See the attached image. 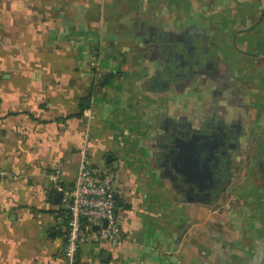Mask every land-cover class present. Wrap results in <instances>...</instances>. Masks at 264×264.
<instances>
[{
    "label": "crops",
    "instance_id": "crops-1",
    "mask_svg": "<svg viewBox=\"0 0 264 264\" xmlns=\"http://www.w3.org/2000/svg\"><path fill=\"white\" fill-rule=\"evenodd\" d=\"M181 1L0 0V168L20 178L0 180V264H66L45 171L70 188L84 145L116 173L125 238L77 264H264V156H246L236 80L263 0ZM214 132L229 147L210 176L186 151Z\"/></svg>",
    "mask_w": 264,
    "mask_h": 264
},
{
    "label": "built area",
    "instance_id": "built-area-1",
    "mask_svg": "<svg viewBox=\"0 0 264 264\" xmlns=\"http://www.w3.org/2000/svg\"><path fill=\"white\" fill-rule=\"evenodd\" d=\"M86 150L87 146L84 145L81 162L70 188L63 189L58 185L62 174L59 165L45 171L55 191L62 192L54 219L56 229H65L66 264H77V256L84 242H98L105 247L118 248L125 238L122 221L117 214L114 191L116 173L114 170L89 164ZM19 179L18 175L0 168V180Z\"/></svg>",
    "mask_w": 264,
    "mask_h": 264
},
{
    "label": "rangeland",
    "instance_id": "rangeland-1",
    "mask_svg": "<svg viewBox=\"0 0 264 264\" xmlns=\"http://www.w3.org/2000/svg\"><path fill=\"white\" fill-rule=\"evenodd\" d=\"M194 1L195 0H191L190 3L192 13L199 11L200 8L203 7L200 6V4H196ZM171 2L172 0H166L165 4L167 3L168 6ZM255 7L258 12L256 16V25L260 23V26L263 27V36H260L262 39L261 48L251 45L248 50L246 49V53H252L253 51V55H249L248 53L238 55L240 62L238 61L239 65L236 69V80L240 84V93L249 98L252 112V117L250 116L251 121L249 122L250 132L248 136V147H250V149L248 152L247 150L244 151L243 156H245V153L247 152V157L251 156L255 158H262L264 156V0L263 3L256 4ZM175 8L177 9L176 12L182 11V1L180 3H176ZM259 31L260 29L258 28L257 32ZM256 165L255 161V165L253 167L255 168ZM258 171L259 168L258 170L255 171L254 169L249 173H256V175H258Z\"/></svg>",
    "mask_w": 264,
    "mask_h": 264
},
{
    "label": "water",
    "instance_id": "water-1",
    "mask_svg": "<svg viewBox=\"0 0 264 264\" xmlns=\"http://www.w3.org/2000/svg\"><path fill=\"white\" fill-rule=\"evenodd\" d=\"M201 138H203V137L199 136V137H195V138L191 139V143L190 142L188 143V149L186 151L188 158H190L193 161V164H194L193 167L194 168H200L202 166V163H205V164L208 163L210 161V159L212 160V157L214 155V153H213L214 146L213 145H211V149L208 151L206 149V146H204V144L197 143L198 140H201ZM208 144H211V143H207V145ZM212 168L213 167H210L207 169V172L209 171L210 176H213ZM214 168H215V166H214ZM210 179H212V178H209V180ZM61 197H62L61 191L54 192L53 200L56 204L60 203ZM104 226H105V223H104ZM104 257H108V254L105 253Z\"/></svg>",
    "mask_w": 264,
    "mask_h": 264
},
{
    "label": "flooded vegetation",
    "instance_id": "flooded-vegetation-1",
    "mask_svg": "<svg viewBox=\"0 0 264 264\" xmlns=\"http://www.w3.org/2000/svg\"><path fill=\"white\" fill-rule=\"evenodd\" d=\"M192 139H193V136H192ZM226 141H227V137H226L225 134L214 132V133H212L210 136H208L206 138H204V137L201 138V140L198 143L199 144H204V146H206V149L208 151L211 149V145H213L214 146V150L213 149L212 150H213L214 155L212 157V161H214V160L216 161L217 158H218V157H216L217 155H220V156H222L224 158H227V155H228L227 148L229 146H228ZM207 143H211V144L207 145ZM212 161L210 159V161L208 163H206L208 168L212 166ZM200 168L202 169V166Z\"/></svg>",
    "mask_w": 264,
    "mask_h": 264
}]
</instances>
